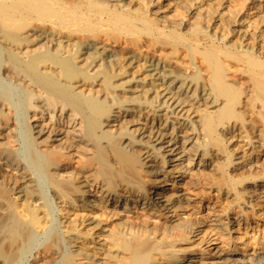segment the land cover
Listing matches in <instances>:
<instances>
[{"label":"bare ground","instance_id":"6f19581e","mask_svg":"<svg viewBox=\"0 0 264 264\" xmlns=\"http://www.w3.org/2000/svg\"><path fill=\"white\" fill-rule=\"evenodd\" d=\"M214 1L0 0L30 97L0 118V264H264V11Z\"/></svg>","mask_w":264,"mask_h":264},{"label":"rangeland","instance_id":"374dc122","mask_svg":"<svg viewBox=\"0 0 264 264\" xmlns=\"http://www.w3.org/2000/svg\"><path fill=\"white\" fill-rule=\"evenodd\" d=\"M202 1H204V0H202ZM224 1L225 0L214 1L213 3H211V5L209 7L210 10H215L218 12L223 11L224 15L227 17L232 16L237 10H240V11L242 10V12H244V14L245 13H252L255 11H260L263 13V11H264V0H248V1L247 0H228L229 1L228 5L224 4ZM257 3L259 5V8H257V10H255L253 8ZM229 6H230V8H229ZM233 8H234V10H233ZM230 9L232 10V13H231ZM235 9H236V11H235ZM82 25L83 24H81L80 26L82 27ZM82 28H85V29L88 28L87 31H90L91 33H102V32L108 31L107 28H102V27L98 28L97 26H94L91 24H87L85 27H82ZM182 28H183L182 26H178L177 31L183 32ZM228 29H229V27L225 25L223 30L227 31ZM2 35H3L2 36V42L0 43L1 44V47H0V103H1V105H0V118H2L4 116H8L10 118L12 117L11 121H12V123H14V108H15V113H17L16 115H17V119L19 122V126H20L21 113H22V111H21L22 106L20 103H22L23 100H25L26 104H27V102L29 103L30 97H29V95L26 94L25 91L14 86V79H13L14 78V75H13L14 74V61L18 62V60H17L18 56H16V54L14 53V39L17 37V35L14 34V31H11L9 33H5ZM166 35H167V38H169V40H170V43H171L170 47H173L174 44H176V43L183 42L182 39L177 40V39L172 38V36L168 33ZM9 69L11 72L9 71ZM6 73H8V74H6ZM8 75H12L13 77L8 76ZM195 77L197 79L198 78L200 79L202 77V75L197 74ZM244 99L248 100V96L246 95L243 87H239L238 101L240 102ZM2 100H5V102H2ZM3 103H4V105H3ZM5 107L9 109L8 115L4 114V111L6 110ZM250 108L255 109L253 106H250ZM11 110H12V112H11ZM236 111H238V112L236 114L235 119L242 125L243 131H248L246 129L245 124H243V122L249 118V115H251V113H249L248 111H242V109H240V108L236 109ZM255 115H256V120H257L258 124L260 123L263 125L261 134H263V136H264V114L256 113ZM248 135L250 137H253L254 133H251V131H249ZM227 136H229V135H227ZM234 141L235 140L232 139V140L226 141L225 143H222L221 148L224 150L225 153L229 148L233 147V143L235 144ZM252 141H253V144H255L256 146L258 145L256 147L257 149L260 150V149H262V147L264 148V140L256 142L257 138H252ZM261 142H263V143H261ZM24 146H25V141L23 140V138H20L19 139V145L15 146V147L13 146L12 148L16 149L19 147V148L23 149ZM226 155L228 157L227 153H226ZM73 162H74V164H76L77 159H74ZM60 215L61 214H60V212L57 211L56 206L54 204H52L50 222L47 224V228H46L45 232H48L50 230L57 228L56 220L59 217L62 218V216H60ZM254 218H255L254 219L255 222L253 224L254 228L249 230V232L243 237V239H246L245 241L248 242V245H249L248 249H253V250L257 249L258 250L260 245H264V213L258 212ZM36 238L38 241H41L44 238V235L43 236H41V235L37 236L36 235ZM248 239L250 242L248 241ZM31 259H32V256L30 254H27L26 256L23 257V259L18 264H30Z\"/></svg>","mask_w":264,"mask_h":264}]
</instances>
